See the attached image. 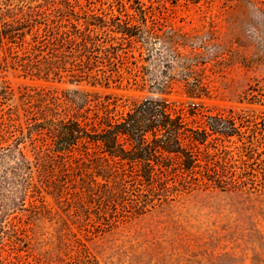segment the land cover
<instances>
[{
	"label": "rangeland",
	"instance_id": "374dc122",
	"mask_svg": "<svg viewBox=\"0 0 264 264\" xmlns=\"http://www.w3.org/2000/svg\"><path fill=\"white\" fill-rule=\"evenodd\" d=\"M53 1L0 0V12ZM78 1L80 24L84 10L95 14L91 28L101 42L120 47L121 76L112 73L109 84H75L9 66L0 72V84L13 90L4 107L19 104L25 88H80L120 101L164 98L203 114L232 110L243 118L240 134L219 143L232 153L237 187L193 179L167 195H133L110 224L74 223L44 192L52 213L15 224L20 190L4 161L0 264H264V0ZM197 81L200 89L193 87ZM194 119L201 115H188Z\"/></svg>",
	"mask_w": 264,
	"mask_h": 264
},
{
	"label": "trees",
	"instance_id": "16d2710c",
	"mask_svg": "<svg viewBox=\"0 0 264 264\" xmlns=\"http://www.w3.org/2000/svg\"><path fill=\"white\" fill-rule=\"evenodd\" d=\"M77 6L78 0H54L20 12L2 10L0 72L20 67L75 84L120 77V47L101 42L91 28L95 14L84 10L80 24ZM9 95L13 90L0 84V163L8 161L1 165L20 190L15 224L52 213L44 192L74 223L110 224L133 195H167L193 179L237 187L232 153L219 143L240 134L237 121L243 118L232 110L203 114L198 106L186 111L164 98L120 101L80 88H25L19 104L5 108ZM199 114L200 120H188Z\"/></svg>",
	"mask_w": 264,
	"mask_h": 264
}]
</instances>
